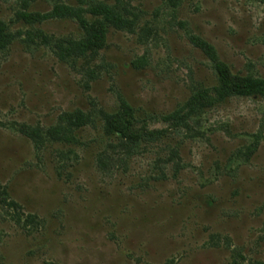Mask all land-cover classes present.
<instances>
[{
  "label": "rangeland",
  "instance_id": "1",
  "mask_svg": "<svg viewBox=\"0 0 264 264\" xmlns=\"http://www.w3.org/2000/svg\"><path fill=\"white\" fill-rule=\"evenodd\" d=\"M59 1L77 2L0 0L15 36L0 50V188L21 208L0 205V264H264V98L195 112L187 129H167L124 162L100 116L120 100L138 116H166L214 87L192 34L233 73L264 78V0H96L136 16L133 29L111 31L97 55L72 61L53 45L79 39L75 22L16 18ZM77 110L92 118L75 132L78 145L36 150L19 131L52 129Z\"/></svg>",
  "mask_w": 264,
  "mask_h": 264
},
{
  "label": "trees",
  "instance_id": "2",
  "mask_svg": "<svg viewBox=\"0 0 264 264\" xmlns=\"http://www.w3.org/2000/svg\"><path fill=\"white\" fill-rule=\"evenodd\" d=\"M37 0H26L29 4ZM79 2V3H78ZM126 11V10H125ZM128 14V13H127ZM133 15V14H132ZM20 23L35 26L51 20H71L77 24L81 34L79 39L57 41L53 46L55 55L63 61L78 58L86 59L98 54L105 46L107 35L111 31L131 32L136 21V16L129 19L117 7L106 2L96 0H77L71 2L54 3L49 11H21L16 14ZM26 36L31 42L33 38L30 32ZM34 37L41 40L40 44L48 45L49 39L36 30ZM14 35L8 25L0 19V50L7 49L13 42ZM188 40L191 45L200 50L210 63V68L215 77L216 85L210 89H197L186 104L166 116L150 117L138 116L125 101L120 100L118 108L111 113L100 112L102 133L108 140V149H115L121 161L137 154L142 146L154 144L165 140L167 129L188 128L189 118L198 112L211 106L219 105L231 98H264V78L252 75H241L232 72L231 68L220 60L214 47L199 36L190 35ZM145 59L139 58L135 64L145 65ZM160 121L166 128L151 129L149 120ZM92 121L90 115L81 111L64 113L60 117V124L52 129L43 130L38 127L20 126V133L29 139L36 150L47 147L49 144L72 146L79 144L75 132L89 125ZM97 165L105 168L108 159V151L104 150L97 156ZM0 205L15 211L21 209L12 201L6 188H0ZM18 213V211H15ZM33 216L28 215L27 220L32 222ZM43 264H59L45 262Z\"/></svg>",
  "mask_w": 264,
  "mask_h": 264
}]
</instances>
